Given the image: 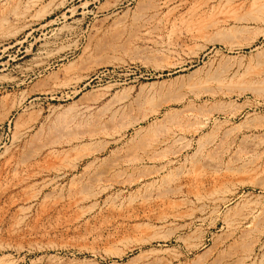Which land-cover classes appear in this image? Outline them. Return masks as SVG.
<instances>
[{
    "label": "rangeland",
    "instance_id": "rangeland-1",
    "mask_svg": "<svg viewBox=\"0 0 264 264\" xmlns=\"http://www.w3.org/2000/svg\"><path fill=\"white\" fill-rule=\"evenodd\" d=\"M0 264H264V0H0Z\"/></svg>",
    "mask_w": 264,
    "mask_h": 264
},
{
    "label": "bare ground",
    "instance_id": "bare-ground-1",
    "mask_svg": "<svg viewBox=\"0 0 264 264\" xmlns=\"http://www.w3.org/2000/svg\"><path fill=\"white\" fill-rule=\"evenodd\" d=\"M143 16V15H142ZM149 18V17H148ZM150 19V18H149ZM151 20V19H150ZM142 24V23H141ZM154 83V82H153ZM16 166H17V164H16Z\"/></svg>",
    "mask_w": 264,
    "mask_h": 264
}]
</instances>
